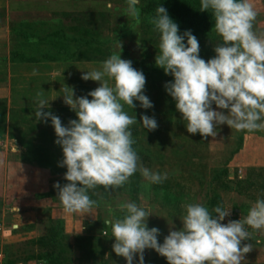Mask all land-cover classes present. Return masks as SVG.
<instances>
[{
	"label": "clouds",
	"instance_id": "clouds-1",
	"mask_svg": "<svg viewBox=\"0 0 264 264\" xmlns=\"http://www.w3.org/2000/svg\"><path fill=\"white\" fill-rule=\"evenodd\" d=\"M139 3L140 0H127V15L137 23ZM199 10L211 13L215 31L222 38L214 47L215 56L207 61L199 55L197 37L190 29L180 34L179 25L165 7L158 5L150 18L160 34V54H156L155 65L173 77L164 88L176 102L182 120L187 121V132L199 133L206 139L215 137L216 129L223 124L237 131L264 130V33L254 31L258 15L254 5L250 0H200ZM30 42L36 41L33 38ZM120 48L122 51L121 44ZM121 51L103 61L100 70L82 73L81 79L100 82L87 95L76 96L70 86L62 89L64 104L77 117L69 119L67 125L52 111H44L50 100L42 98L41 92L36 94L35 120L51 121L54 142L62 148L63 159L58 166H66L67 183L56 182L53 187L67 213L90 214L97 201L90 198L89 190L97 186L114 190L137 171L150 184L167 179V173L143 166L133 147L129 126L137 118L129 116L124 105L134 109V101H139L141 108L149 109L153 103L144 94V73L134 68L131 60L122 59ZM105 77L113 81L112 86ZM140 121L148 131L158 127L154 116L141 114ZM119 207L125 212L123 218L103 221L115 238L112 250L126 264H134L136 257V264H145L146 249L155 250L168 264H242L245 254L253 250L251 243L242 245V241L251 239L247 229L264 231L261 198L251 205L243 221L229 219L227 223L222 221L231 215V209L216 206L209 211L199 203L186 204V215L180 219L182 227L169 226L162 243L158 241L161 230L148 227V217L153 213L135 202ZM82 231L83 227L75 233Z\"/></svg>",
	"mask_w": 264,
	"mask_h": 264
},
{
	"label": "rangeland",
	"instance_id": "rangeland-1",
	"mask_svg": "<svg viewBox=\"0 0 264 264\" xmlns=\"http://www.w3.org/2000/svg\"><path fill=\"white\" fill-rule=\"evenodd\" d=\"M143 2L144 0H140L139 4ZM250 2L258 13L254 21V31L257 34L264 33V0H250ZM106 3L108 4L104 7L105 9L107 8L105 11L103 6ZM96 4L98 10L96 40L90 42L91 45H95L96 54L92 55L91 59L97 60V70H100L103 61L111 54L121 51V44V58L131 60L132 66L144 73L146 77L144 94L152 101L153 108H141L139 106L140 102L134 101L136 107L132 109L130 106L124 105V111L129 116L134 117L136 115L137 118L136 123L129 127L132 132V138L135 141L133 147L140 157V163L160 174L167 173V179L159 184H150L137 171L129 178L128 182L114 190L105 191L102 186L89 190L88 194L91 199L97 201V206L91 209L90 214L79 213L82 225L83 223L87 226L92 225L91 220L95 216H98L99 220L104 218L121 219L125 212L119 206L126 202H135L138 206L153 213L148 217V227H158L161 230L158 241L162 243L164 236L169 232V226L182 227L180 219L186 215V204L199 203L203 205L205 203L207 197L212 194V187L210 186L211 184L209 185V181L222 168H226L228 180L239 179L237 176H243L244 174L254 177L256 183H262L263 186L262 188L253 187L250 192L256 198L263 197L262 199H264V169L254 171V169H250L246 165L240 166L233 161L234 155H232V151L238 143V136L242 137V131L231 129L227 124H223L216 129L217 135L215 137L209 136L205 139L199 133L191 134L187 132V121L182 120V114L175 107L176 102L164 88V84L172 80L173 77L166 75L162 68L155 65L156 54H160V34L150 23V18L141 13L139 23H137L135 18L128 16L126 12L127 0H96ZM139 4L137 5L138 8ZM80 36H84V33H81ZM197 39L200 44L199 55L205 61L215 56L214 47L222 42V38L216 33L215 27L208 33L198 36ZM87 43L86 41L85 44ZM65 44L68 45V48L77 45L85 47L82 41L76 40L66 41ZM105 79L112 86L113 81L107 77ZM96 84L97 88L100 82L96 81ZM94 89H74V92L76 96H85ZM57 91L59 94L56 93V96H61L63 100L62 89ZM61 98H52V100ZM90 99L92 98L90 97ZM215 107L213 105V108ZM35 109L36 106L27 109H10L0 105V181L9 182L10 176L16 174L15 176L19 178L22 173L25 174L30 169L24 168V163L22 162L20 165L23 166L24 170L10 166L12 154L9 150L12 145H17L12 140L11 135L15 139H23L20 138L18 133L27 134L32 131L42 130L54 131L50 120L48 123L35 120ZM49 110L59 116L64 125H67L69 119L77 118L75 112L64 102L63 104L49 105V108L44 109V111ZM141 114H146L150 117L154 116L158 123L157 129L154 131L145 129L140 121ZM261 131L264 133V130ZM261 131L260 133H262ZM55 139L56 137L53 140L55 141ZM28 140L37 144H46L47 138L34 136L33 138H28ZM52 144L50 147L51 152L43 154V157L49 158L52 156L53 161L49 163L50 171L57 173L60 180L64 181L66 166H58V162L63 159L62 148L55 142H52ZM32 154L35 159L42 157L40 153ZM23 155L24 157L29 156L28 154ZM130 183L136 184V190L131 189ZM46 187L42 185L1 184L0 219L1 213L5 212L4 214L9 216L11 212L8 209L11 206L19 205L21 208L30 206L38 208L42 217L46 216L50 210L53 211L55 217H60L65 210L59 197L56 196L57 192L53 191L52 194L46 195V192L53 186L49 185V190L42 192ZM214 192L222 203L223 208L225 210L231 209V215L226 217L222 221L223 223H227L229 219L232 220V209L235 205L238 206L240 203L250 200L244 194H238L235 191L216 185L214 186ZM173 196L176 201H174ZM22 198L26 199L25 202H21ZM166 198L168 201H166ZM36 202L37 205H34ZM253 238L252 234L251 239ZM98 242L101 243L103 253H105L106 247H108L109 252V241L105 238H99ZM71 243L73 242L71 241ZM92 244L93 242H90V244L86 242L84 247H90ZM19 249L20 247L9 246L7 251H11L14 254ZM68 249V247H62L61 251L67 253ZM146 254L147 256L152 254L158 260L162 258L153 249H146L144 255L146 256ZM9 257L13 258L14 256ZM115 258L114 261L112 260L109 263L126 264V260L123 257L115 255ZM260 258L264 260L262 253ZM35 261L33 260V263ZM137 261L138 257L134 260V264ZM253 262L254 258L252 256L245 255L242 264H254ZM40 263L43 264L42 262Z\"/></svg>",
	"mask_w": 264,
	"mask_h": 264
},
{
	"label": "crops",
	"instance_id": "crops-1",
	"mask_svg": "<svg viewBox=\"0 0 264 264\" xmlns=\"http://www.w3.org/2000/svg\"><path fill=\"white\" fill-rule=\"evenodd\" d=\"M107 4L103 6L105 11L107 8L104 7ZM97 15L96 0H0V105L10 109L37 106L36 94L41 92L42 98L50 100L49 105L52 106L63 104L61 96H56V93L59 94L58 89L68 86L75 90L96 88V81L91 79L85 81L81 79V75L85 71L97 70V60L91 59V56L96 54V47L90 44L96 40ZM81 33H84V36H80ZM33 38L35 43L30 42ZM75 40L82 41L85 47L77 45L78 47L68 48L65 44L66 41ZM34 70L36 74H33ZM52 98L61 99L51 100ZM260 131L242 134L239 148L232 153L234 163L246 165L250 169H264V133ZM18 134L23 139H15L11 135L17 145H12L9 150L12 154L10 166L22 170L23 166L20 165L22 162L24 168L31 170L22 173L19 178L14 174L10 176L9 182L0 181V185L3 183L42 185L47 186L42 192L48 191L49 185L53 186L54 183L60 182L58 174L50 171L49 163L53 161L52 156L43 157V154L51 152L50 147L56 137L55 131L42 130ZM34 136L46 137V144L30 142L28 138ZM32 153H40L42 157L35 159ZM23 154L29 156L24 157ZM244 175L237 177L242 179ZM25 200L22 198L21 202ZM254 202L250 199L248 202L235 205L232 209V220L243 221ZM34 205H37V202ZM8 210L11 212L10 215L6 216L3 212L0 219V264H4L3 245L20 247L18 252L15 251L18 256L25 254L33 256L25 262L17 260L15 264L37 262L46 264L38 257L43 252V246L37 244L36 240L46 234L50 220L55 218L62 220L64 235L58 242L62 257L55 264H83L80 262L81 247L75 240L76 236L89 234L103 236L109 241V251L114 252L112 245L115 238L112 237L111 228L107 226L102 229L100 224L109 218L99 220L98 216H95L91 220L92 225L87 226L84 223L82 225L79 213L65 211L60 217H55L50 210L42 217L41 211L36 207L21 208L19 205L11 206ZM81 227L82 233L76 234ZM248 231L254 238L243 243H251L253 250L245 255L252 256L254 264H264V260L260 258L261 253L264 256V231L251 228H248ZM60 247H68V252L64 254ZM104 254L108 259V247ZM33 260H36L35 263ZM144 261L145 264H168L166 258L158 260L152 254L144 255Z\"/></svg>",
	"mask_w": 264,
	"mask_h": 264
},
{
	"label": "trees",
	"instance_id": "trees-1",
	"mask_svg": "<svg viewBox=\"0 0 264 264\" xmlns=\"http://www.w3.org/2000/svg\"><path fill=\"white\" fill-rule=\"evenodd\" d=\"M158 5H161L167 9L169 16L179 25L180 34H182L185 30L190 29L192 34L198 37L208 33L215 27L214 17L211 15V13L199 10L200 0H144L143 3L139 4L140 13L145 14L148 18H151L155 15ZM242 132L245 133L249 131L243 130ZM240 141L241 136L239 135L238 143L232 153H234L239 148ZM254 179V177L247 174L242 179L228 180L226 168L220 169V171L214 174L209 181V185L211 184L210 186L213 190L211 189L212 194L207 197L205 203H203V206L208 208L209 211H212V209L216 206L223 208L222 203L214 192L215 185L235 191L238 194H244L248 198L252 200L254 199L253 201H256L257 198L250 192L251 188L256 186L262 188L263 185L262 183H256ZM61 181L62 180L59 182L61 185L67 183L65 179L64 181ZM129 186H131V189L136 190L135 183H130ZM53 191H56L54 187L46 192V195L52 194ZM262 198L263 197H261V199ZM166 201H168L167 198ZM174 201H176L175 197ZM100 224L102 229L107 227L105 226L104 222H100ZM63 236L62 220L51 219L46 234L40 236L36 240L37 244L43 246V252L38 257L43 259L46 264H55L56 262H59V259L62 257V255L60 253L58 242L64 238ZM99 238L103 239L104 237H98L93 234L75 237V240L81 247L80 262L82 261L83 264H110L109 262L116 259V254L110 251L108 252V259H106V256L102 251L101 243L98 242ZM85 240H88L86 242H89V244L90 242H93V244L90 247H84L86 244ZM8 247V245L2 246L4 264H15V261L17 260L20 262H25L29 259H32L33 257L30 254L18 256L16 253L13 254L11 251H7ZM9 256L14 257L12 258Z\"/></svg>",
	"mask_w": 264,
	"mask_h": 264
},
{
	"label": "built area",
	"instance_id": "built-area-1",
	"mask_svg": "<svg viewBox=\"0 0 264 264\" xmlns=\"http://www.w3.org/2000/svg\"><path fill=\"white\" fill-rule=\"evenodd\" d=\"M36 264H41L40 262H37Z\"/></svg>",
	"mask_w": 264,
	"mask_h": 264
}]
</instances>
